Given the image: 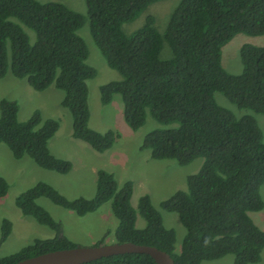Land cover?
Listing matches in <instances>:
<instances>
[{
	"label": "trees",
	"instance_id": "16d2710c",
	"mask_svg": "<svg viewBox=\"0 0 264 264\" xmlns=\"http://www.w3.org/2000/svg\"><path fill=\"white\" fill-rule=\"evenodd\" d=\"M163 0H84L85 17L57 2L0 0V79L9 73L25 79L35 92L50 87L60 91L59 106L70 119V137L93 151L110 149L117 132H96L88 127L86 83L95 71L86 65L87 51L77 31L87 21L91 40L106 67L119 79L98 87V101L108 105L119 97L121 118L132 132L140 129L145 115L160 125L141 138L140 151L152 160H173L183 166L202 159L198 171L185 178V191H176L159 203L176 215L184 236L175 252V233L164 228L160 214L143 195L137 214L144 222L135 228L130 206L132 183L117 185L104 170L95 173L90 199L68 200L43 182L20 193L14 206L24 217L55 232L52 239L34 240L16 253L0 258V264L47 252L73 248L60 234V225L36 204H51L83 217L109 202L117 220L116 244L153 247L173 264H200L232 256V264H257L264 248V230L249 213L263 209L259 189L264 185V138L248 114L236 118L220 107L221 95L237 110L264 117V48L239 47L241 72L231 75L220 65V50L235 35H264V0H178L161 32L152 16L131 34L121 26L132 22L152 3ZM24 29L34 37L30 43ZM168 50V52H167ZM15 101L0 100V144L14 158L27 155L37 168L65 175L70 162L53 157L47 141L58 121L42 119L35 110L18 122ZM0 177V198L7 192ZM11 223L0 224V244L10 234ZM101 245L98 241L95 246ZM94 246V247H95ZM75 247V246H74ZM85 264H154L147 255L127 253Z\"/></svg>",
	"mask_w": 264,
	"mask_h": 264
},
{
	"label": "rangeland",
	"instance_id": "374dc122",
	"mask_svg": "<svg viewBox=\"0 0 264 264\" xmlns=\"http://www.w3.org/2000/svg\"><path fill=\"white\" fill-rule=\"evenodd\" d=\"M36 1L40 3L57 2L85 17L84 0ZM177 1L163 0L148 5L136 19L123 24L121 31L129 35L143 24L146 16H152L155 20V27L161 32L168 14ZM24 32L32 43L33 34L27 29H24ZM76 33L87 51L86 65L95 71L94 77L86 83L88 127L99 133L108 129L113 130L117 132L118 138L110 149L103 152L93 151L86 143L70 137L69 113L59 106L62 98L60 91L50 87L42 92H35L27 85L25 79H15L9 73L0 79V100L6 99L17 103L16 119L18 122H24L35 110L40 112L42 119L58 121V129L47 141V148L53 157L71 164V170L65 175L47 172L37 168L27 155H22L19 159L14 158L10 150L4 144H0V177L4 179L8 187L6 195L0 198V224L3 219L11 223L9 236L0 244V258L16 253L36 239H52L55 235V232L38 225L30 217L20 214L14 206V200L20 193L37 182H43L68 200L90 199L94 194L95 173L100 169L111 173L118 186L126 181L132 183L130 206L135 213L136 229L144 227L143 220L137 214L138 199L143 195L149 197L152 207L160 214L164 228L174 231V249L178 252L184 230L176 215L161 210L159 203L176 191H185V178L198 171L202 165V159L196 158L180 166L173 160H152L149 158L148 151H140L141 138L146 133L159 129L160 125L146 114L143 126L136 132H132L122 121L121 106L117 95L113 96L108 105L99 104L98 87L118 80L119 76L106 67L90 38L86 20ZM243 44L264 48V35L237 34L221 48L220 65L228 74L238 75L241 72L238 50ZM214 100L220 107L230 110L236 118L245 114L252 116L264 138V117L237 110L219 94H214ZM259 196L264 204V185L259 189ZM36 204L60 225V234L75 247H94L98 241L101 245L115 243L113 232L117 226V220L110 211L109 202L83 217H77L73 212L55 206L45 198L37 199ZM248 215L255 226L264 230V207L261 211ZM200 264H232V256L228 255ZM257 264H264V248Z\"/></svg>",
	"mask_w": 264,
	"mask_h": 264
},
{
	"label": "water",
	"instance_id": "95a60500",
	"mask_svg": "<svg viewBox=\"0 0 264 264\" xmlns=\"http://www.w3.org/2000/svg\"><path fill=\"white\" fill-rule=\"evenodd\" d=\"M127 253L149 256L154 264H173L168 254L153 247L131 243L107 244L89 248L73 247L36 255L13 264H85L100 258Z\"/></svg>",
	"mask_w": 264,
	"mask_h": 264
}]
</instances>
